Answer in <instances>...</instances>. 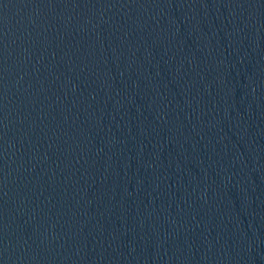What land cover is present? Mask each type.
<instances>
[{
	"label": "water",
	"instance_id": "1",
	"mask_svg": "<svg viewBox=\"0 0 264 264\" xmlns=\"http://www.w3.org/2000/svg\"><path fill=\"white\" fill-rule=\"evenodd\" d=\"M0 264H264V0H0Z\"/></svg>",
	"mask_w": 264,
	"mask_h": 264
}]
</instances>
